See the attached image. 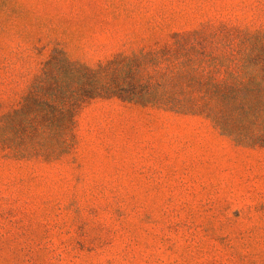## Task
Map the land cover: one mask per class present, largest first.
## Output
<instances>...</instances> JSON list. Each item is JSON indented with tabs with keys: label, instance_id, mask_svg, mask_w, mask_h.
<instances>
[{
	"label": "rangeland",
	"instance_id": "374dc122",
	"mask_svg": "<svg viewBox=\"0 0 264 264\" xmlns=\"http://www.w3.org/2000/svg\"><path fill=\"white\" fill-rule=\"evenodd\" d=\"M264 0H0V111L62 50L95 65ZM50 163L0 157V264H264V149L199 115L95 99Z\"/></svg>",
	"mask_w": 264,
	"mask_h": 264
},
{
	"label": "trees",
	"instance_id": "16d2710c",
	"mask_svg": "<svg viewBox=\"0 0 264 264\" xmlns=\"http://www.w3.org/2000/svg\"><path fill=\"white\" fill-rule=\"evenodd\" d=\"M95 99L199 115L236 144L264 149V28L208 22L95 65L55 50L19 106L0 111V157L60 160L76 145V115Z\"/></svg>",
	"mask_w": 264,
	"mask_h": 264
}]
</instances>
